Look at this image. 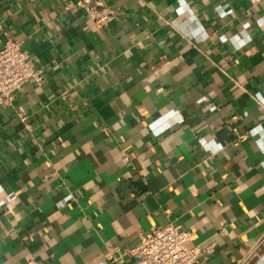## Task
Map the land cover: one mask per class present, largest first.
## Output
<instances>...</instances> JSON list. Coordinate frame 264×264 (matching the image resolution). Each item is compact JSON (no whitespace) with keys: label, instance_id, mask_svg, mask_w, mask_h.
<instances>
[{"label":"crops","instance_id":"obj_1","mask_svg":"<svg viewBox=\"0 0 264 264\" xmlns=\"http://www.w3.org/2000/svg\"><path fill=\"white\" fill-rule=\"evenodd\" d=\"M76 1L0 0L43 77L0 106V264H136L168 224L264 264V0Z\"/></svg>","mask_w":264,"mask_h":264},{"label":"built area","instance_id":"obj_2","mask_svg":"<svg viewBox=\"0 0 264 264\" xmlns=\"http://www.w3.org/2000/svg\"><path fill=\"white\" fill-rule=\"evenodd\" d=\"M76 6L98 29L110 23L115 15L114 10L103 7L96 0H77ZM42 80L41 72L33 69L21 50V43L13 40L4 43L0 49V106H11L14 96L24 85L32 82L40 85ZM187 238L188 232L168 224L142 232L138 244L127 254L136 258V264H199L203 249L188 245Z\"/></svg>","mask_w":264,"mask_h":264}]
</instances>
